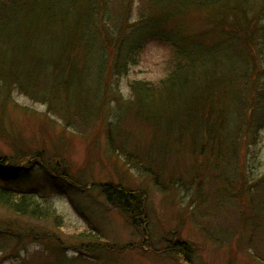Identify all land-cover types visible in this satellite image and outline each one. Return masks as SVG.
<instances>
[{
	"label": "trees",
	"instance_id": "1",
	"mask_svg": "<svg viewBox=\"0 0 264 264\" xmlns=\"http://www.w3.org/2000/svg\"><path fill=\"white\" fill-rule=\"evenodd\" d=\"M143 3L150 8L133 21L131 0H0V116L7 115L13 94L20 93L47 104V115L60 118L68 128L78 124L91 128L98 121L108 122L111 113L119 121L136 117L142 120L141 133L150 138L149 145L137 147V157L148 168L147 173L156 178L159 188L166 190L162 178L175 180L179 174H192L194 182L200 181V188L205 184L220 191L231 184L253 191L252 198L262 196L263 190L254 191L264 189V177L251 183L246 167L237 165L244 150L239 146L240 139L246 141L242 130L259 129L254 114L264 103V0ZM193 22L202 28L195 29ZM151 44L168 49L167 75L158 83H131L130 99L123 100L115 87L116 79L138 66ZM237 47L245 53L242 77L249 83L253 103L241 105L245 108L243 121L238 116L240 108H229L247 101L231 93V78L236 79L238 66ZM256 69L262 75L254 85L248 71ZM179 98H183L182 104L177 102ZM6 129L1 131L14 145V155L0 154V209L31 221L57 222L58 216L39 203V199L49 198L46 187L34 184L31 177L38 171L50 182L68 183L77 190H82V185L60 174L62 161L52 162L57 154L32 145L20 132L10 136ZM105 129L108 142L113 144L114 133L107 126ZM231 161L234 165L227 166ZM235 168L241 170L236 173ZM100 187L109 202L120 210L129 209L134 215L130 216L131 226L145 240H152L144 193L114 184ZM249 218L242 225L251 228L255 237L259 229L250 227L255 217ZM208 228L204 227L211 234ZM1 235L6 237L0 238V252L16 250L9 247L13 240L22 242L20 233L14 230L0 231ZM57 242L56 255L50 261L40 256L32 263L80 261H69L59 252L62 244ZM168 244L170 250L155 252H170L177 264H195V245L176 238ZM117 248L115 245L112 253L121 252ZM84 249L76 247L79 257ZM254 259L264 264V256L256 253Z\"/></svg>",
	"mask_w": 264,
	"mask_h": 264
},
{
	"label": "rangeland",
	"instance_id": "2",
	"mask_svg": "<svg viewBox=\"0 0 264 264\" xmlns=\"http://www.w3.org/2000/svg\"><path fill=\"white\" fill-rule=\"evenodd\" d=\"M143 2L131 0L133 21L140 17L142 10L150 8ZM193 25L195 29L202 28L196 22ZM242 50L237 47L234 51L238 66L236 79L231 78V93L243 96L247 101L239 102V106H229L234 111L240 108V121L245 115V108L241 105L253 104L249 83L242 77L245 57ZM168 60V49L164 45H149L141 63L130 67L127 73L120 74L116 79L118 85L115 87L120 89L118 95L128 100L131 83H158L165 79ZM251 64V67L255 66L254 62ZM248 73L252 74L250 83L255 82L256 85L262 75L261 70H249ZM13 98L7 115L0 116V126L8 128L6 134L13 136L20 132L32 145L57 154L58 158L52 162L62 161L58 167L60 174L71 177L83 189H73L64 182H50L43 173L35 172L31 180L38 186H45L49 194L46 201L39 199V203L48 212H54L58 221H31L0 209V231L14 230L22 238L21 243L20 240L10 242L9 247H16V250L7 248L0 252V264H33L40 256L50 261L56 255L57 241L62 244L59 252L65 254L69 261L80 259L76 264H177L170 252L162 255L155 252L156 249L160 252L170 250L168 243L175 238L195 245V264H261L254 259V254L264 256V232L260 230H264V194L252 198L253 191L250 193L231 184L220 191L205 184L200 188V181L194 182L192 174H179L174 176V181L162 178L160 182L166 188L164 191L156 186V178L147 173L148 168L137 157V147L150 144V138L141 133V119L128 116L119 121L111 113L108 114L111 124L102 120L91 128L81 124L68 128L60 118L47 115V104L34 102L20 93H14ZM177 102L182 104L183 98ZM23 107L27 108L24 112L20 110ZM258 110L254 114V124L259 121V129L251 132L245 127L247 130H242L246 141L240 139L239 146L244 150L241 155L238 152L237 167H246L251 183L264 177V103ZM241 112L244 114L240 115ZM106 126L114 133L113 144L108 142ZM3 127L0 128V154L13 156L14 145L2 133ZM16 160L18 162V158ZM233 165V161L227 163V166ZM239 168H235L234 172L238 173ZM107 184L144 193L152 240L150 237L145 240L131 226L130 216L134 215L129 209L122 207L120 210L109 202V196L100 189L101 185ZM262 190H255L254 193ZM251 215L255 218L250 221V227L259 229L255 237L251 228L242 225ZM205 226H209L211 234L206 232ZM150 244L151 252L148 250ZM115 245L121 252L112 253ZM76 247L89 250L84 249L79 257Z\"/></svg>",
	"mask_w": 264,
	"mask_h": 264
}]
</instances>
